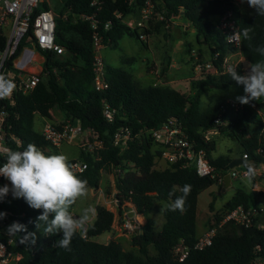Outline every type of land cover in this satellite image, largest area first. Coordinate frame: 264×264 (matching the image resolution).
Masks as SVG:
<instances>
[{
	"label": "trees",
	"instance_id": "trees-1",
	"mask_svg": "<svg viewBox=\"0 0 264 264\" xmlns=\"http://www.w3.org/2000/svg\"><path fill=\"white\" fill-rule=\"evenodd\" d=\"M145 1L105 0L103 8L98 10L91 6L90 0H65L66 16L60 13L56 17V41L65 48V53L57 55L38 46L46 58L42 81L27 93L16 85L10 98L0 99V108L7 114L5 138L12 149L22 150L21 146L34 143L46 153H58V147L35 129L36 117L49 118L54 109L62 112L66 122L81 121L83 129L90 131L92 140L97 138L104 142L103 148L95 152L81 149L80 155L69 162L82 160L88 164V168L78 174L88 181V188L100 187L103 171H115L118 198L123 203H133L137 213L148 219L132 238L139 253L124 250L115 240L108 243L94 240L96 236L110 231L115 220L113 211L99 206L94 222L85 233L74 235L67 249L55 244L62 233L47 235L43 228L37 231L35 241L39 242L40 249L35 254L25 250L20 236L16 235L13 249L23 252L19 264H252L255 257H264V228H258L256 223L246 227L228 221L214 236L210 246L195 248L199 237L196 227L200 193L231 171L229 164L235 156L247 153L250 158L264 159V150L260 155L256 154L261 147L260 134L264 119L257 114L253 104H242L236 108L222 99L208 108L202 107V96L207 91L242 86L233 81L228 73L193 75L188 79V91L157 82L143 85L133 72L107 62L106 79L109 88L98 91L94 86L93 29L91 22L81 16L94 15L101 30L105 23L110 22L111 28L105 38L114 46H118L124 36L143 41L140 36L142 33L150 35L154 29L166 30L164 21L156 25L150 23L146 28L132 29L123 24L115 13L139 17ZM153 1L156 10L163 12L166 18L181 16L188 22L189 28L195 30L200 58L204 57L203 45L209 48L210 59L215 52L220 51V58L214 61L217 65L232 47L211 18L235 11L241 35L244 28L251 29L250 40L242 35L243 55L249 64L264 59L255 51L257 46H264V16L255 13L242 17L235 0ZM49 8L48 2L42 1L35 8V15ZM34 35L31 28L17 55L27 45L28 38ZM192 50V44H187V53L191 54ZM224 104H228L225 111L222 108ZM106 105L117 110L113 121H108L104 116ZM257 105L263 109L264 101ZM170 119L178 120L196 148L206 151L216 167V176H200L194 164L183 166L177 163L165 168L156 167L162 156V148L153 140L150 130ZM217 119L223 123L220 126L221 133L241 144L239 155L213 157L217 140L205 141L202 131L216 125ZM125 126L132 129L134 139L127 150L121 151L113 144V136L119 128ZM14 139H20L21 145H17ZM184 185L190 186L184 210L170 211L166 206L163 211L165 222L160 229L155 228L149 216L157 211L159 203L170 204L174 199L169 196L170 191L175 190L176 195H180ZM262 203L264 198H261L259 192L239 187L223 209L215 211V200L210 203V208L214 212V220L219 223L227 212L240 205L259 210ZM0 207L12 210L14 219L26 224L29 232L36 231L34 224L29 221L35 220L40 212L29 207L22 198L11 202L5 198L0 201ZM262 220L264 214L258 215L255 222ZM211 222L209 227L212 226ZM180 243L189 248V254L183 261L174 255V249ZM151 247L155 254H151Z\"/></svg>",
	"mask_w": 264,
	"mask_h": 264
},
{
	"label": "built area",
	"instance_id": "built-area-1",
	"mask_svg": "<svg viewBox=\"0 0 264 264\" xmlns=\"http://www.w3.org/2000/svg\"><path fill=\"white\" fill-rule=\"evenodd\" d=\"M43 0H0V74L11 78L15 85L24 92L32 91L40 81L43 79V67L46 58L38 49H49L57 55L65 53V48L56 41V13L52 9H44L35 15V8L38 7ZM105 0H90L92 7L101 10ZM238 6V3L235 2ZM115 16L125 25L132 29L146 28L150 23L153 25L157 22L164 21L165 28L170 31L172 27V20L176 17L166 18L161 11L156 10V4L153 0H146L139 18L132 16H124L121 12H116ZM91 22L93 29V71L95 74L94 86L98 91H105L109 88V83L106 79V60L103 51L111 44V41H106L105 34L110 30L111 23L104 24L103 30L99 28L98 21L93 16L83 14L81 16ZM216 27L223 33L226 42L232 49L223 57L222 62L217 65L214 61L218 60L221 52L217 51L214 56L207 60H198L195 65V70L201 73L211 74H226L230 66L237 68L241 72L249 65V61L242 53V35L240 31L239 18L235 11H229L226 14L219 16L215 22ZM33 28L34 37L28 38L27 45L24 46L21 53L18 54L22 41L28 36L30 29ZM141 38L148 36L142 33ZM231 41V42H230ZM30 46L37 54L36 58L30 61V65L36 68H26L17 65V60L23 53L26 47ZM17 55V56H16ZM200 59V58H199ZM229 102V101H228ZM232 106L238 107V104L229 102ZM228 104L222 106L223 111L226 110ZM116 109L106 105L104 108V116L108 121H113L116 115ZM6 111L0 108V151L5 148H12V145L7 142L5 138V121ZM217 124L213 127L203 130L202 134L205 141L216 139L221 134L220 119H217ZM89 130L82 127L81 121L75 123L65 122V124L58 128L56 125L47 122L45 123L42 134L46 140L51 142L58 148L65 142H78L80 147L85 151L95 152L102 149L104 142L94 138L91 142L90 137L85 138ZM153 140L162 148L161 158L165 159L169 164L180 163L183 166L194 164L200 176H216L218 173L216 167L211 163L204 149H197L196 145L190 140L188 134L185 132L182 124L176 119H170L168 122L162 124L160 127L150 130ZM134 139L132 129L125 126L119 128L113 136V144L125 151L130 147V142ZM17 145H21L20 139H14ZM261 147L257 149L256 154L260 155L264 150V126L260 134ZM247 161L253 163L246 164L243 172H237L231 169L232 179H239L241 177H248L252 181V189L261 194L264 198V159L256 160L250 158L247 153L242 156ZM3 162V157L0 156V163ZM74 172L77 174L83 173L88 164L82 160L71 162ZM249 165H251L254 175L249 177ZM218 181L223 183L224 176L219 177ZM8 183L3 177H0V186ZM8 202L15 199L12 198L11 193L6 197ZM0 211L6 212L5 219L0 221V264H19L23 258V252L14 250L16 243L15 236L9 239L5 234V229L14 219V214L10 209H2ZM264 214V203L259 206V210L255 207L246 208L240 205L233 210L227 212L223 219L217 223L212 221V226L198 237L195 248L204 249L210 246L213 242L214 236L228 222L233 221L236 224L244 225L246 227L256 223L258 228H264V220L255 222L258 215ZM25 250L35 254L40 245L38 241L35 243H24ZM189 254V248L182 243L178 244L174 249V255L183 261ZM252 264H264V257L257 256L253 259Z\"/></svg>",
	"mask_w": 264,
	"mask_h": 264
},
{
	"label": "rangeland",
	"instance_id": "rangeland-1",
	"mask_svg": "<svg viewBox=\"0 0 264 264\" xmlns=\"http://www.w3.org/2000/svg\"><path fill=\"white\" fill-rule=\"evenodd\" d=\"M54 10L56 15L67 11L64 9L65 0H45ZM238 3L240 15L242 17L255 14V10L250 8L246 2L241 3V0H235ZM141 14V12H140ZM135 18V16H133ZM140 17V15H139ZM213 22L217 21L216 16H212ZM188 22L181 16L172 20V27L170 31L164 29H154V31L146 38L139 41L129 36L122 37L118 46L110 45L104 51L103 55L108 64L121 67L133 72L136 79L143 85L151 83L171 84L178 89L188 91L190 82L189 78L193 75H199L195 70V65L198 60H209L210 50L206 45H203V59L199 56L198 45L195 37V30L187 27ZM156 25V24H155ZM192 44V52L188 54L187 44ZM37 54L30 46L26 47L17 62L25 65L28 68H36L30 65V61L36 58ZM198 58V60H197ZM200 58V59H199ZM173 64V65H171ZM243 95V87L232 86L229 89H213L207 91L202 96V107L209 106L225 99L229 102L242 105L235 98ZM264 101H252L248 104H253L259 114L264 119V108L260 109L258 103ZM259 108V109H258ZM50 122L56 126H63L66 119L59 109H54L51 117L44 118L37 116L35 119V129L42 132L45 123ZM89 138L91 142L92 137L89 132L85 138ZM217 146L213 152V157L217 158L221 155L235 156L239 155L241 144L236 140L224 134L216 137ZM81 147L78 142H65L58 148V153H63L68 156L69 160L75 159L80 155ZM237 157V156H236ZM170 164L165 159L159 158L157 161V168H165ZM245 165H238L234 169L237 172H243ZM115 171H103L98 189L88 188V195L86 198H81L71 207L70 211L74 215H79L85 207L93 206L95 213L90 216L89 222L85 225V229L81 233H85L90 225L94 222L97 214V208L104 206L115 214V220L112 229L106 233L98 235L94 238L95 241L108 243L111 240L119 242L126 251H134L139 253L138 248L133 245L132 238L137 233V226L132 225L124 207L117 204L115 193L118 192L115 184ZM252 181L248 177H241L239 179H232L231 185L223 190V183L216 182L209 188L203 190L198 197V211H197V227L196 234L201 236L209 227L211 220H214L211 211L210 203L215 200V211L224 208V205L233 197L239 187H245L248 190L252 188ZM263 200V199H262ZM131 202H125L130 204ZM132 204V205H131ZM132 209L136 211L135 218L139 223V230L147 223L148 219L137 213L136 207L131 203ZM166 203H159L158 209L155 213L149 216V220L155 225V228L160 229L165 222L164 209ZM11 221L9 224H11ZM212 223V222H211ZM8 224V225H9ZM151 254H155V250L151 247Z\"/></svg>",
	"mask_w": 264,
	"mask_h": 264
},
{
	"label": "clouds",
	"instance_id": "clouds-1",
	"mask_svg": "<svg viewBox=\"0 0 264 264\" xmlns=\"http://www.w3.org/2000/svg\"><path fill=\"white\" fill-rule=\"evenodd\" d=\"M244 2L255 10L256 15L264 16V0H241V3ZM250 31V28L243 29L245 39L252 38ZM255 51L264 57V46H257ZM227 71L231 79L243 87V95L235 98L239 103L248 104L264 99V59L249 64L242 72H238L234 66L228 67ZM15 88L11 78L0 74V99L10 98ZM21 147L22 150L5 148L0 151L3 157L0 177L8 181L0 186V201L11 193L13 199L22 198L29 207L39 210L40 214L35 220L29 221L34 224L36 231L29 232L26 224L13 221L7 225L5 234L9 239L19 235L21 243H35L36 232L43 228L47 235L62 233L55 244L67 249L74 235L85 229L90 216L95 213L91 205L85 207L78 216L70 211L77 200L87 197L88 181L74 172L67 155L46 153L34 143ZM252 175L254 171L249 165V177ZM189 193V185L183 186L180 195L171 190L169 196L174 199L167 205V210L183 211ZM6 216V212L0 211V221Z\"/></svg>",
	"mask_w": 264,
	"mask_h": 264
},
{
	"label": "water",
	"instance_id": "water-1",
	"mask_svg": "<svg viewBox=\"0 0 264 264\" xmlns=\"http://www.w3.org/2000/svg\"><path fill=\"white\" fill-rule=\"evenodd\" d=\"M248 163H253V162L252 161H247L242 156H237V157L232 159V161L229 164V167H230V169H234L238 165H246ZM231 182H232L231 173L228 172V173H226L224 175V182H223L224 187H223V190H226V188L231 185ZM114 196H115V198L117 200V204L119 206H121V207H124L126 210H128L127 215L130 218L131 224L137 226V229H138L137 232H140L139 223H138V221L135 218L136 211L134 209H132L130 204L123 203V201L118 198L117 193H115Z\"/></svg>",
	"mask_w": 264,
	"mask_h": 264
},
{
	"label": "crops",
	"instance_id": "crops-1",
	"mask_svg": "<svg viewBox=\"0 0 264 264\" xmlns=\"http://www.w3.org/2000/svg\"><path fill=\"white\" fill-rule=\"evenodd\" d=\"M43 1H45V0H43ZM49 6H50V5H49ZM50 9H52V8L50 7ZM52 10H53V9H52ZM53 11H54V10H53ZM132 17H133V16H132ZM177 17H179V16H176L175 18H177ZM135 18L137 19V18H139V17H135ZM175 18H174V19H175ZM154 25H155V24H154ZM187 27H189L188 24H187ZM171 65H173V64H171ZM235 157H236V156H235ZM235 157H234V158H235Z\"/></svg>",
	"mask_w": 264,
	"mask_h": 264
},
{
	"label": "bare ground",
	"instance_id": "bare-ground-1",
	"mask_svg": "<svg viewBox=\"0 0 264 264\" xmlns=\"http://www.w3.org/2000/svg\"><path fill=\"white\" fill-rule=\"evenodd\" d=\"M17 64H19V65H23V64H20V63H18V62H17ZM23 66L26 67L25 65H23ZM26 68H28V67H26ZM130 204H131V203H130ZM131 205H132V204H131ZM136 218H137V216H136Z\"/></svg>",
	"mask_w": 264,
	"mask_h": 264
}]
</instances>
